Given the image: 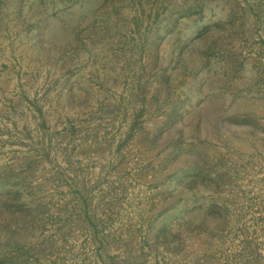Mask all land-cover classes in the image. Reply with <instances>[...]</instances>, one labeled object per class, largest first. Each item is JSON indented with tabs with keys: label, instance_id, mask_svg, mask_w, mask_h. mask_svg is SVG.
<instances>
[{
	"label": "rangeland",
	"instance_id": "1",
	"mask_svg": "<svg viewBox=\"0 0 264 264\" xmlns=\"http://www.w3.org/2000/svg\"><path fill=\"white\" fill-rule=\"evenodd\" d=\"M0 0V264H264V0Z\"/></svg>",
	"mask_w": 264,
	"mask_h": 264
},
{
	"label": "trees",
	"instance_id": "2",
	"mask_svg": "<svg viewBox=\"0 0 264 264\" xmlns=\"http://www.w3.org/2000/svg\"><path fill=\"white\" fill-rule=\"evenodd\" d=\"M203 5H204V2H202L200 0H187L184 3H182L179 11H181V13H183V16L187 17L188 16L187 11L190 8L201 7Z\"/></svg>",
	"mask_w": 264,
	"mask_h": 264
}]
</instances>
